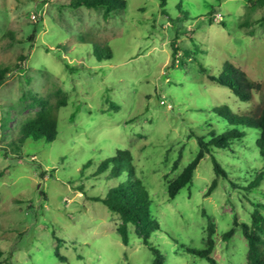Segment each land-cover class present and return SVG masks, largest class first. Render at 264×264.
I'll list each match as a JSON object with an SVG mask.
<instances>
[{
    "label": "rangeland",
    "instance_id": "obj_1",
    "mask_svg": "<svg viewBox=\"0 0 264 264\" xmlns=\"http://www.w3.org/2000/svg\"><path fill=\"white\" fill-rule=\"evenodd\" d=\"M161 2L128 0L107 14L68 0H0V64L12 68L0 85V264H152L154 253L134 227L127 245L120 216L84 190L103 193V177L88 173L117 149L132 151L148 187L161 225L150 241L166 264H210L188 250L207 246L206 212L216 226L214 256L247 264L242 228L230 241L222 234L236 215L252 224L264 205V180L248 187L264 170L254 139L237 153H218L232 176L219 177L213 190L209 156L173 199L168 185L195 158L198 135L219 127L213 106L240 112L264 104V90L244 102L209 78L230 60L264 82V1ZM95 44L111 46L113 58L100 61ZM36 97L68 102L57 112L53 141L15 131L42 109Z\"/></svg>",
    "mask_w": 264,
    "mask_h": 264
},
{
    "label": "trees",
    "instance_id": "obj_2",
    "mask_svg": "<svg viewBox=\"0 0 264 264\" xmlns=\"http://www.w3.org/2000/svg\"><path fill=\"white\" fill-rule=\"evenodd\" d=\"M161 1V6L165 7L168 0ZM83 5L93 8H104L105 12L109 14L127 7L128 0H68V6L70 7L76 8ZM93 52L100 61L112 59L114 54L109 45L101 46L95 44ZM178 52L179 49L174 47L172 53L173 64L178 59ZM17 67L20 66L17 65ZM11 71L12 68L9 65L0 64V85ZM209 78L218 84L230 88L244 102H253L256 94L264 90L263 81L251 78L244 69L230 60L225 62L219 74H209ZM35 100L41 103L42 109L35 116L20 121L16 125L15 131L25 140L28 138L36 140L44 138L48 142L53 141L59 134L57 112L61 107L66 106L68 102L66 99H62L55 106L50 104L47 99L36 97ZM212 111L216 115V124L219 127H215L208 134L198 135V153L184 168L183 172L168 185V193L171 199L175 198L181 189L193 183L201 161L207 156L211 158L216 174L209 191L216 187L219 177L230 179L232 176L231 170L226 168L220 161L219 152L237 153L239 151L236 148L248 144L249 140L252 141L253 138V144L262 152L264 157V104H256L247 111L240 112L230 105L216 104L212 107ZM9 120L11 121L10 115ZM1 121L2 117L0 115V125ZM182 156L181 151L174 162V170L179 167ZM91 166V162L86 163L84 170ZM84 170L82 171V176L85 175ZM88 174L91 177H103L105 185L103 193L92 195L94 193L89 192L88 189L84 190L87 194L91 193L92 198L101 201L112 212L120 216L121 222L118 231L123 242L127 245L130 243V225H132L135 232L143 238L144 243L153 251L154 260L152 264H166V257L161 248L150 241L151 232L160 229L161 225L160 221L152 213L150 192L144 179L137 174L132 151L129 149H117L112 156L105 158L99 166ZM104 175L107 176L104 178ZM263 180L264 170L251 181L248 187L257 188L262 184ZM80 186L85 187L84 184ZM257 205L258 207L252 212V224L240 221L238 215H236L233 225L222 234V238L225 241H230L236 231L240 227L242 228L243 234L248 241L247 264H264V212L261 210L264 205L260 203ZM205 214L209 219L206 228L207 246L203 249L188 248V250L202 258H206L210 264H222L214 256L217 237L215 222L211 215L207 212Z\"/></svg>",
    "mask_w": 264,
    "mask_h": 264
}]
</instances>
